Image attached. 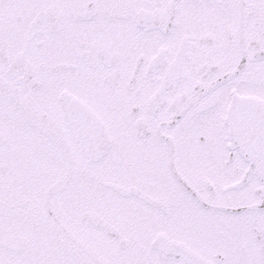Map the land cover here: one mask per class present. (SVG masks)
<instances>
[{
    "label": "snow or ice",
    "instance_id": "6c2138e0",
    "mask_svg": "<svg viewBox=\"0 0 264 264\" xmlns=\"http://www.w3.org/2000/svg\"><path fill=\"white\" fill-rule=\"evenodd\" d=\"M0 264H264V0H0Z\"/></svg>",
    "mask_w": 264,
    "mask_h": 264
}]
</instances>
